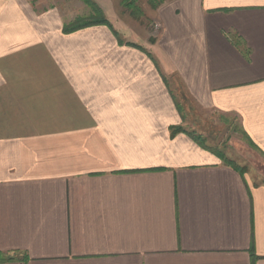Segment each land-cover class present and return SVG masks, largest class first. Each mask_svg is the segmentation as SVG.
I'll use <instances>...</instances> for the list:
<instances>
[{
    "label": "crops",
    "instance_id": "1",
    "mask_svg": "<svg viewBox=\"0 0 264 264\" xmlns=\"http://www.w3.org/2000/svg\"><path fill=\"white\" fill-rule=\"evenodd\" d=\"M152 1L151 39L0 0V264H264V185L171 130L182 89L264 154V0Z\"/></svg>",
    "mask_w": 264,
    "mask_h": 264
},
{
    "label": "rangeland",
    "instance_id": "2",
    "mask_svg": "<svg viewBox=\"0 0 264 264\" xmlns=\"http://www.w3.org/2000/svg\"><path fill=\"white\" fill-rule=\"evenodd\" d=\"M39 9L57 7L64 21L72 23L78 18H87L91 14V8L84 0H31ZM103 12L111 21L110 14H115L114 20L118 25L128 27L138 26L140 37L156 36V20L151 17L150 3L141 0L138 5L148 12L142 21L133 24V17L129 16L123 7L121 0L104 1ZM97 4V3H96ZM155 34V35H154ZM177 104L182 108V127L188 132L201 135L206 143L214 148H219L228 158L235 161L244 169V176L253 185H264V154L245 134L241 121L235 114H225L213 108L198 104L192 97L188 96L182 89L175 92Z\"/></svg>",
    "mask_w": 264,
    "mask_h": 264
},
{
    "label": "trees",
    "instance_id": "3",
    "mask_svg": "<svg viewBox=\"0 0 264 264\" xmlns=\"http://www.w3.org/2000/svg\"><path fill=\"white\" fill-rule=\"evenodd\" d=\"M85 3L91 8V14L87 18H78L72 23H68L64 25L63 32L65 34L74 33L76 31L92 27V26H106L113 30L112 25L110 21L105 16L103 10L96 4L94 0H84ZM162 2V1H160ZM156 0L152 1L153 6L155 7V3H160ZM135 0H122V5L125 8L133 9L140 13L139 8L136 5ZM141 15V13H140ZM114 34L117 35V33L114 31ZM172 136H175L177 134H187L189 137H191L200 147L203 149H206L212 153H214L216 156L221 158L227 165L233 167L234 169L238 170L241 175L244 176V169L241 168L236 164L235 161L231 160L227 157L225 152L220 150L219 148L210 147L207 145L205 139L201 135H197L195 132H188L185 130L182 126L173 127L172 129Z\"/></svg>",
    "mask_w": 264,
    "mask_h": 264
},
{
    "label": "built area",
    "instance_id": "4",
    "mask_svg": "<svg viewBox=\"0 0 264 264\" xmlns=\"http://www.w3.org/2000/svg\"><path fill=\"white\" fill-rule=\"evenodd\" d=\"M157 27H159V25H157Z\"/></svg>",
    "mask_w": 264,
    "mask_h": 264
}]
</instances>
